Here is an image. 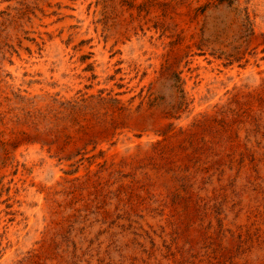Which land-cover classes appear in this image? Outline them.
Returning <instances> with one entry per match:
<instances>
[{"label":"rangeland","instance_id":"obj_1","mask_svg":"<svg viewBox=\"0 0 264 264\" xmlns=\"http://www.w3.org/2000/svg\"><path fill=\"white\" fill-rule=\"evenodd\" d=\"M0 264H264V0H0Z\"/></svg>","mask_w":264,"mask_h":264}]
</instances>
